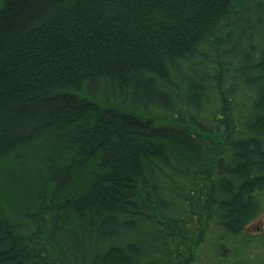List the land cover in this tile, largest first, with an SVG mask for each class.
Here are the masks:
<instances>
[{"label": "trees", "instance_id": "obj_1", "mask_svg": "<svg viewBox=\"0 0 264 264\" xmlns=\"http://www.w3.org/2000/svg\"><path fill=\"white\" fill-rule=\"evenodd\" d=\"M260 193L264 0H0V264H195Z\"/></svg>", "mask_w": 264, "mask_h": 264}, {"label": "rangeland", "instance_id": "obj_2", "mask_svg": "<svg viewBox=\"0 0 264 264\" xmlns=\"http://www.w3.org/2000/svg\"><path fill=\"white\" fill-rule=\"evenodd\" d=\"M260 214L236 237L225 236L213 223L208 225L195 264H264V193L258 194ZM219 244L223 245L221 255Z\"/></svg>", "mask_w": 264, "mask_h": 264}]
</instances>
